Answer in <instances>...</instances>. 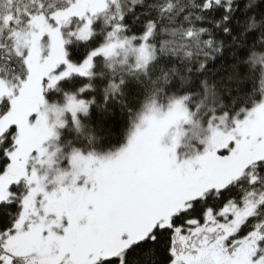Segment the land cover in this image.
<instances>
[{
  "label": "snow or ice",
  "instance_id": "obj_1",
  "mask_svg": "<svg viewBox=\"0 0 264 264\" xmlns=\"http://www.w3.org/2000/svg\"><path fill=\"white\" fill-rule=\"evenodd\" d=\"M214 4L221 0H202L200 7ZM155 7L173 16L171 38L162 41L160 52L176 58L155 70L150 63L157 50L148 42L154 22L147 21L138 43L136 36L120 38L125 26L118 0L54 6L34 0L24 13L28 30L22 34L23 21L0 18V37L12 42L8 68L0 70V264H264V49L256 47L264 44V33L251 36L254 17L235 35L229 15L215 21L231 37L229 44L237 45L228 71L219 75L221 65L209 68L207 58L221 53L224 43L202 39L205 27L185 26L190 15L182 0ZM112 8L104 40L78 62L69 60L63 29L75 18L79 23L67 35L88 41L97 15ZM231 11L228 0L224 12ZM118 50L133 52L129 71L145 77L142 110L126 144L107 155L73 147L68 168L57 169L49 181L36 167L55 163L47 142L64 126L65 112L82 133L77 116L88 113L93 101L80 98L90 84L65 90L62 105L48 104L45 91L59 90L74 74L90 80L96 59H109ZM193 57L199 80L189 75ZM257 61L260 99L230 113L234 100L226 104L224 91L210 84L206 73L240 84L247 75L243 66ZM123 85V76L119 83L109 79L102 86L104 102L119 92V105L131 114ZM192 95L200 97L194 109L187 103ZM189 131L193 151L181 158L177 148Z\"/></svg>",
  "mask_w": 264,
  "mask_h": 264
},
{
  "label": "trees",
  "instance_id": "obj_2",
  "mask_svg": "<svg viewBox=\"0 0 264 264\" xmlns=\"http://www.w3.org/2000/svg\"><path fill=\"white\" fill-rule=\"evenodd\" d=\"M40 0H35L39 3ZM49 6L66 3V0H43ZM166 0H138L133 4L132 0H118L122 10V23L124 24L123 33H119V37L136 36L142 37L146 30L147 21L154 22L152 35L148 42L152 44L157 50V56L154 61L150 63V67L155 70L160 65H168L176 62V58L170 54L160 52L162 41L171 38L170 28L175 26L173 16L168 13L159 12L155 5L164 3ZM185 5V12L190 15V19L185 23L192 24L196 27H205L208 31L201 34L202 39H213L224 43L225 48L221 49V53L214 58H207V67L215 68L216 65H221L223 75L228 71V63L232 56L233 49L237 47L235 44H229L230 36H226L222 31V25L216 26L214 23L222 15H229L230 25L232 27V34L235 35L241 27H247L251 18H255V29L251 31V36H256L264 33V0H232L230 13L224 12V4L219 6L213 5L211 8L204 10L200 7L202 0H182ZM34 0H0V18L4 15L13 12L17 21H23L18 25L19 30H28V21L24 13L33 8ZM149 5H153L149 7ZM246 5H248L246 7ZM115 8L110 9L108 13H103L97 22L94 23V35L88 41H80L74 39H67L64 45L67 52V58L73 62H78L88 50L104 40L107 31H110L112 14ZM181 18L183 13L180 14ZM178 22V21H177ZM12 42L6 38L0 37V70L6 71L8 68V52ZM228 45V47H227ZM257 49H264V44H257ZM247 52L245 48L243 50ZM200 59H203L201 57ZM223 62V63H222ZM96 67L93 69V76L89 79H82L77 75H73L70 81H63L58 84L57 89H51L45 94L48 104H63L64 91L71 88L76 91L78 87L84 84H90V87L80 94V98L85 100H92L93 103L89 106L88 113H79L77 119L83 126V132L78 133L75 130L73 121L68 119L65 121L63 128L59 135V144L65 147L68 154L73 147L81 149L87 153L89 151L95 152L97 155H107L110 152H115L121 146L125 145L127 139L133 130V122L137 119V114L142 110L141 98L144 94L143 87L140 81L145 79L141 72H130V64L128 63H112L108 59L99 57L96 59ZM198 64V58H192L193 71L189 73L194 80L201 78L200 74L195 71ZM111 65V67H109ZM63 65L58 70H63ZM243 71L247 73L245 79L240 84L229 82L226 79L221 81L218 73L209 71L206 73L209 77V83L215 82L224 91V100L226 104H230L234 100V107L230 109V113H234L241 106H250L253 99L259 100L261 96L259 85L260 67L257 61L256 65H244ZM153 75H156L153 71ZM124 77V85L121 86V91H127L126 99L128 106L132 109L130 114L127 109H122L119 105L120 93L117 92L115 97L107 104L104 102L102 86L106 87L108 80L119 83L120 77ZM135 88L133 95L131 89ZM189 91L195 93L196 88L192 87ZM183 94V93H181ZM113 93L109 91L111 97ZM200 97L192 95L187 102L190 108H195V104ZM99 105H104L105 110L101 111ZM111 112V114H110ZM131 115V119L129 118ZM197 120H203L201 116L195 117ZM103 125L102 127L100 125ZM92 128L93 131L88 129ZM14 191L17 189L13 186ZM235 190L233 189V192ZM22 264V262H21Z\"/></svg>",
  "mask_w": 264,
  "mask_h": 264
},
{
  "label": "rangeland",
  "instance_id": "obj_3",
  "mask_svg": "<svg viewBox=\"0 0 264 264\" xmlns=\"http://www.w3.org/2000/svg\"><path fill=\"white\" fill-rule=\"evenodd\" d=\"M10 1V0H9ZM232 1V0H231ZM228 0H221V4H227ZM103 13L98 14L96 19L93 21V26L94 23L97 22L98 18H100L102 16ZM5 16H11L16 20L15 14L13 12H10ZM2 17V18H3ZM79 23V21H77L75 18L72 19L71 24L66 26L63 31L65 33V36L67 39H74V40H79L75 37H69L67 34L68 32L72 31L73 28ZM3 25L0 24V30H3ZM19 32L22 34L26 31H22L19 30ZM108 32V31H107ZM106 32V34H107ZM105 34V36H106ZM141 39L138 38L136 40V42L138 43L139 40ZM81 41V40H80ZM134 53L133 52H128L127 55L125 54L124 50H118V54L115 56L110 57L108 60L112 61V63H117V64H123V63H128L130 65H132L134 63ZM61 66V65H60ZM75 75V74H74ZM51 89H48L45 91L44 95ZM62 105V104H61ZM68 116L70 117V120L72 121V117L71 114L68 112H65L63 114V116L61 117V119H63L64 121H66L68 119ZM78 117V116H77ZM55 119L54 116L50 115L49 116V120L50 122ZM201 123L203 124V120H200ZM230 123V122H229ZM185 127H191L190 125H185ZM63 128V126H57L55 131L58 133L57 137L51 138L48 142H47V146H48V150L49 152H55V156L53 157V159L55 160V163L53 164V166L51 168L47 167V166H40L39 164L36 165V167L38 168L39 172L41 175H47V178L49 181H51L55 176H56V170L57 169H67L68 168V152L66 151L65 147H61L59 144V135H60V131ZM200 133L202 136L207 135V130L204 127L200 128ZM192 144L193 141L191 139V131H189L188 136H185L182 138L180 145L177 148V153L178 156L183 158L186 155L192 153L193 148H192ZM54 185L49 184L48 187L51 189Z\"/></svg>",
  "mask_w": 264,
  "mask_h": 264
}]
</instances>
